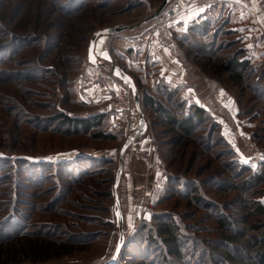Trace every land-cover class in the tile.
<instances>
[{
    "label": "rangeland",
    "instance_id": "obj_1",
    "mask_svg": "<svg viewBox=\"0 0 264 264\" xmlns=\"http://www.w3.org/2000/svg\"><path fill=\"white\" fill-rule=\"evenodd\" d=\"M163 1L0 0V264H110L122 233L114 264H233L213 253L225 250L255 264L252 246L227 244L222 221L241 226L253 244L264 231L257 210L264 206V0L257 11L233 3L232 15L222 4L227 0H191L218 9L209 10L201 35L192 33L186 44L171 29L189 86H177L172 98L158 82L160 66L129 51L148 50L152 42L127 41L154 25ZM111 27L126 29L106 36L113 60L98 58L96 66L88 57L91 39ZM237 55L249 61L242 80L219 67ZM115 65L139 89L143 136L136 134L132 90L115 76ZM92 78L109 87L103 99ZM119 85L132 110L118 108ZM145 95L158 100L160 111L144 103ZM191 105L211 119L182 133L177 122ZM61 114H103L100 129L117 139L94 137L100 129L73 130ZM128 137L133 143L121 162ZM138 188L150 197L144 208L134 200ZM160 215L178 226L183 260L169 257L160 242L141 246L143 227L152 230Z\"/></svg>",
    "mask_w": 264,
    "mask_h": 264
},
{
    "label": "trees",
    "instance_id": "obj_2",
    "mask_svg": "<svg viewBox=\"0 0 264 264\" xmlns=\"http://www.w3.org/2000/svg\"><path fill=\"white\" fill-rule=\"evenodd\" d=\"M173 1V0H172ZM202 26H196L194 27V31L196 33L198 32L199 35H201ZM216 33L218 34L219 31ZM215 33V35H216ZM247 64L249 65L248 60H238V55L235 60H230L227 62H223L219 64V67L221 69L227 70L232 73L233 76L237 77L238 79L242 80L244 77V73L246 72L247 69ZM165 93L168 94L169 97L172 98L174 96L173 92L179 90L180 88L178 87H166L165 86ZM169 90V91H167ZM144 103L147 104L148 107L152 109L158 108L159 111L162 108L161 105H159L158 100L156 98H153L152 96H147L145 95ZM161 106V107H160ZM190 109H187L186 115L182 117L178 122L177 126L182 133H189L193 128H196L198 124H201L205 122L208 119H211V116L208 114V112L198 106V105H191L189 106ZM188 107V108H189ZM104 115H96L93 116L92 118H76V117H69L67 115L61 114L60 120L64 124H68L73 128V130H82V131H89V128H94V129H100L103 123ZM167 121L175 122L174 120L171 119V116H167ZM94 137L100 138L105 141H114L117 139L116 135L113 134V132H104L101 129L94 134ZM45 163V162H43ZM35 164V163H34ZM258 213L259 214H264V206L260 205L258 207ZM165 216H155V227L152 226V230L149 229V231L146 233V226L143 227V233L146 236H139V240H143L141 242V246L145 247L147 246L148 243L153 242V243H161L163 244L164 249L167 252V255L169 257H176L177 259L183 260L184 255L182 252V243L180 241V234H179V228L178 226L172 221V219L164 218ZM247 220V219H245ZM243 220V221H245ZM14 222H19L18 219H14ZM222 223L229 229L230 233L226 234V242L228 245H231L232 247L235 246L237 248L243 247L245 245H248L249 247H253V253H254V262L255 264H264V231L261 232V237H258L255 239V242L253 244V240L249 241L246 239V232L245 230L239 226L237 229H232L231 228V223L229 221H222ZM237 226V225H235ZM262 226H256L257 230H260ZM26 252H29L32 250L29 248H25ZM216 256L217 260L223 261V262H231L233 264H250L246 263L243 257H238L237 259L235 258V255H233L230 251H223L222 254L219 252H213ZM32 260L38 261L40 260L38 257H34Z\"/></svg>",
    "mask_w": 264,
    "mask_h": 264
},
{
    "label": "crops",
    "instance_id": "obj_3",
    "mask_svg": "<svg viewBox=\"0 0 264 264\" xmlns=\"http://www.w3.org/2000/svg\"><path fill=\"white\" fill-rule=\"evenodd\" d=\"M235 1V2H234ZM236 4V0H227L224 1L222 4L225 7H229L230 11L229 14L232 15V4ZM211 3L210 2H193L189 3V5H185V7L181 10L179 16L174 20L172 23V32L174 33L176 39L178 41L184 42V44L188 43L189 37L191 36L192 33L196 32L194 31V27L199 26L200 23H203L206 20V17L209 16L211 13L208 12L209 10H217L218 8H211ZM228 5V6H226ZM222 5H218V7ZM244 8V7H243ZM199 9H204V11H198ZM253 10L257 11L258 8L255 7ZM253 10L250 9L249 13H252L253 15ZM246 11V10H244ZM249 13H245V16L250 17ZM211 16V15H210ZM129 51L133 53H140L141 56L144 55L146 56V59L149 60L151 63H156L157 65L160 66V75H159V80L158 82H162L166 85H170L173 87H177L181 84H186L188 86V78H187V71L184 67V62L183 59L181 58L183 55V50L182 52L178 50H173L167 47H164L162 44L158 42H154L150 45L148 50L145 49H130ZM102 61V60H101ZM97 68V67H96ZM93 76V75H92ZM94 77V76H93ZM97 80H93L92 82L98 84L96 82ZM104 84H98L93 88V91L95 93V96L97 95L98 99H103L104 93H107L109 90V87ZM191 91H188V94L190 95L192 89H189ZM186 94V96L188 95ZM137 163V162H135ZM137 175H139L138 171L136 170ZM141 175V173H140ZM142 176V175H141ZM146 182V181H145ZM145 182H141L139 185L144 184Z\"/></svg>",
    "mask_w": 264,
    "mask_h": 264
},
{
    "label": "built area",
    "instance_id": "obj_4",
    "mask_svg": "<svg viewBox=\"0 0 264 264\" xmlns=\"http://www.w3.org/2000/svg\"><path fill=\"white\" fill-rule=\"evenodd\" d=\"M260 0H236L240 5L246 8H253ZM191 0H174L169 1L168 5L158 14L155 19L154 25L146 31H140L127 38L130 47L140 45H148L150 42H159L163 46L170 49H178L177 42L171 32V21L181 12L183 3H190ZM106 51L109 49L106 45ZM98 77V75H97ZM118 108L121 110L129 111L131 109V99L127 89L119 85L118 88ZM133 143V139L131 140ZM137 155L144 156L150 159V154L147 152H137ZM135 203L138 207H146L149 204L150 197L145 189L138 188L134 194Z\"/></svg>",
    "mask_w": 264,
    "mask_h": 264
},
{
    "label": "water",
    "instance_id": "obj_5",
    "mask_svg": "<svg viewBox=\"0 0 264 264\" xmlns=\"http://www.w3.org/2000/svg\"><path fill=\"white\" fill-rule=\"evenodd\" d=\"M169 1L170 0H164L163 1V3L160 5L158 10L156 11L155 16L158 15L168 5ZM125 29H126V27H111V28H106V29H103V30H100V31L96 32L94 34V36L92 37L91 42H90V46H89V53H88L89 61L91 63H93L94 65H96V66H99L98 63H97V59L98 58L104 59V60H106L108 62H112L113 58L111 57L110 53L108 51H106L104 49V47H103V44L106 41V36L110 35V34H115V33L124 31ZM105 30H108V31H105ZM105 53L107 54V57H110V58H106V56L104 55ZM117 69H119V71L121 73L120 76H117L115 74ZM113 72H114L115 76L120 78L132 90V93H133V96H134V99H135L136 108H137V110L140 113L139 127L136 130V134L138 136H143L144 133L147 130L148 125H147V122H146V120H145V118H144V116L142 114L139 89H138L133 77L127 71H125L123 68H121L119 65H115L113 67ZM124 77H130L131 81L130 82H126ZM133 85H134V87H133ZM132 138L133 137H128L126 139L125 143L123 144L122 148H121V151H120V160H121V162L123 160V157H124V154H125L127 148L130 146ZM121 173H122V167L120 166V169L117 172L115 188L119 185V182H120V179H121ZM123 243H124V235L122 233L121 236H120V239H119L118 248H117L116 253H115L114 257H113V261L110 264H114L115 263L118 255H119V252H120V250H121V248L123 246Z\"/></svg>",
    "mask_w": 264,
    "mask_h": 264
},
{
    "label": "snow or ice",
    "instance_id": "obj_6",
    "mask_svg": "<svg viewBox=\"0 0 264 264\" xmlns=\"http://www.w3.org/2000/svg\"><path fill=\"white\" fill-rule=\"evenodd\" d=\"M198 11H204V9H199ZM237 30H242V29H237ZM105 31H108V30H105ZM104 55L106 56V58H110V57H107V54H106V53H105ZM93 59H94V58H93ZM115 74H116L117 76H120V75H121L119 69L116 70ZM124 79H125L126 82H130V81H131V78H130V77H124ZM133 87H134V85H133ZM190 91H191V90H190ZM262 159H264V157H262Z\"/></svg>",
    "mask_w": 264,
    "mask_h": 264
},
{
    "label": "bare ground",
    "instance_id": "obj_7",
    "mask_svg": "<svg viewBox=\"0 0 264 264\" xmlns=\"http://www.w3.org/2000/svg\"><path fill=\"white\" fill-rule=\"evenodd\" d=\"M106 43L103 44V47H105ZM105 49V48H104ZM106 50V49H105ZM101 156V155H100Z\"/></svg>",
    "mask_w": 264,
    "mask_h": 264
}]
</instances>
